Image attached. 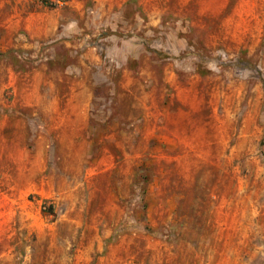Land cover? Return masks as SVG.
Returning <instances> with one entry per match:
<instances>
[{"label":"rangeland","instance_id":"obj_1","mask_svg":"<svg viewBox=\"0 0 264 264\" xmlns=\"http://www.w3.org/2000/svg\"><path fill=\"white\" fill-rule=\"evenodd\" d=\"M0 264H264V0H0Z\"/></svg>","mask_w":264,"mask_h":264},{"label":"built area","instance_id":"obj_2","mask_svg":"<svg viewBox=\"0 0 264 264\" xmlns=\"http://www.w3.org/2000/svg\"><path fill=\"white\" fill-rule=\"evenodd\" d=\"M53 1L59 2V1H61V0H53Z\"/></svg>","mask_w":264,"mask_h":264},{"label":"trees","instance_id":"obj_3","mask_svg":"<svg viewBox=\"0 0 264 264\" xmlns=\"http://www.w3.org/2000/svg\"><path fill=\"white\" fill-rule=\"evenodd\" d=\"M51 6V5H50Z\"/></svg>","mask_w":264,"mask_h":264}]
</instances>
